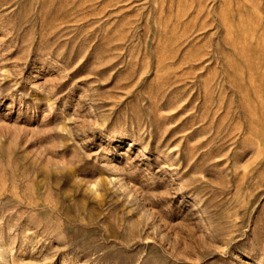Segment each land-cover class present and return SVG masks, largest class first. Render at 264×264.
Segmentation results:
<instances>
[{
    "label": "rangeland",
    "instance_id": "374dc122",
    "mask_svg": "<svg viewBox=\"0 0 264 264\" xmlns=\"http://www.w3.org/2000/svg\"><path fill=\"white\" fill-rule=\"evenodd\" d=\"M0 264H264V0H0Z\"/></svg>",
    "mask_w": 264,
    "mask_h": 264
}]
</instances>
